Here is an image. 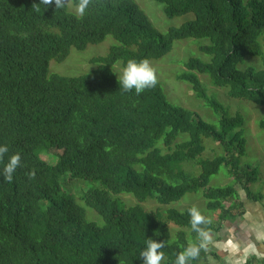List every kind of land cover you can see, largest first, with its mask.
Masks as SVG:
<instances>
[{"label":"trees","instance_id":"1","mask_svg":"<svg viewBox=\"0 0 264 264\" xmlns=\"http://www.w3.org/2000/svg\"><path fill=\"white\" fill-rule=\"evenodd\" d=\"M155 1L168 17L194 16L161 32L135 0H90L83 16L66 3L46 10L40 4L37 11L32 4L40 0H0V146L8 148L0 160V264H142L139 254L149 238L164 241L162 264H175L178 253L203 243L188 262L200 264L217 254L191 228L193 206L146 210L111 193L167 204L200 190L206 207L218 211L216 222L204 216L210 221L201 225L207 236L243 211L236 185L258 199L250 188L257 168L240 165L243 117L228 115L197 73H206L230 97L264 106V0ZM78 2L71 0L74 7ZM106 35L116 42L90 59L96 64L90 73H49L51 59L62 61L72 47L83 49ZM187 37L208 38L199 50L210 59L188 57L176 78L189 82L196 97L219 113L218 125L168 101L158 80L139 95L123 91L111 69L116 61L124 67L130 59L159 58L175 39ZM246 57L261 66L244 64ZM258 124L264 128V118ZM181 132L188 136L177 141ZM203 137L222 153L202 157ZM44 150L54 151L55 162L41 158ZM17 153L20 166L9 182L4 167ZM184 162L199 173L184 169ZM221 165L233 182L207 186ZM63 174L101 183L81 199L103 223L88 220L84 207L61 192ZM170 221L178 226L173 235Z\"/></svg>","mask_w":264,"mask_h":264},{"label":"rangeland","instance_id":"2","mask_svg":"<svg viewBox=\"0 0 264 264\" xmlns=\"http://www.w3.org/2000/svg\"><path fill=\"white\" fill-rule=\"evenodd\" d=\"M139 6L145 11L153 26L161 32H165L169 27L179 26L186 20L193 18V13L187 12L184 14L168 17L163 12V5L155 0H135ZM68 9L76 12V8L72 5L71 0H65ZM77 13V12H76ZM116 41L111 35L106 37L98 43H90L83 49H76L72 47L67 57L62 61L51 59L49 61V73H58L61 75L74 76L82 73H90L96 66L90 59L94 56L103 55L108 51L111 44ZM209 39L206 37L195 38L187 37L175 39L172 43L171 49L159 58L148 60L150 65L155 69L156 77L168 101L194 111L203 120L218 125L219 113L214 111L203 99L196 97L189 82L179 80L176 75L185 69L184 62L190 56L199 57L201 60L208 61L210 54L199 50L201 44H208ZM252 63L256 67L261 64L257 58L246 57L244 64ZM240 67L242 65H239ZM123 66L120 61H116L111 69L117 78L120 77ZM202 84L205 86L208 95L213 96L226 109L228 115L239 113L243 117V137L245 140V154L240 159V165L248 164L257 168L258 179L255 183L250 184L252 191L257 193L258 200L262 198L264 203V128L259 126V120L264 118V106L258 105L251 100L243 98L230 97L226 93V88L216 86L211 83L206 73H197ZM187 133L181 132L177 136V141L187 138ZM204 150L202 157H213L221 154V147L213 141L210 137H203ZM52 151V150H51ZM43 151L40 156L42 159L52 163L55 162L54 151ZM190 162H184L182 167L187 171H192L193 174L199 173V167L190 168ZM68 174H63L60 177L61 192L72 196L75 201L84 207L86 218L98 224L103 223L102 217L96 210L88 206L84 200L81 199L82 193L90 188H101L99 181L87 180L83 178L67 177ZM233 181L227 174L225 165H221L218 172L213 173L209 177L207 186L215 187L225 184H231ZM240 194H243L239 185H236ZM112 197H116L126 205L140 204L146 210L159 209L162 212L167 208L173 207L179 210L186 206L196 207L200 213L214 222L217 221L218 211L213 212L205 205V199L202 192H187L178 200L167 204L158 203L153 198H147L144 201L138 199L131 193H111ZM228 205V202H225ZM236 213V211L234 212ZM227 222V221H226ZM224 223V222H223ZM171 234L178 228L173 222H168ZM213 234V233H210ZM224 252L221 256L220 263L222 264H237L233 260L226 257ZM218 257V256H216ZM215 258V257H214ZM217 259V258H215ZM215 264V262L208 259L206 262L200 264ZM162 264V263H161ZM245 264V263H244Z\"/></svg>","mask_w":264,"mask_h":264},{"label":"clouds","instance_id":"3","mask_svg":"<svg viewBox=\"0 0 264 264\" xmlns=\"http://www.w3.org/2000/svg\"><path fill=\"white\" fill-rule=\"evenodd\" d=\"M55 5L54 9L64 7L65 0H40L39 3L32 4V7L37 11L40 10V4L45 6V10L50 5ZM90 0H79L76 4V12L83 16L85 10L87 9ZM120 85L122 90L127 92L135 89L136 94H140L145 89L155 87L157 83V77L155 69L150 65L147 59H142L139 62L130 59L127 61L126 65L122 68L120 77ZM8 152L7 146H0V160L3 159L5 153ZM20 155L14 154L9 157L7 164L4 167L5 178L11 182L12 174L18 166H20ZM31 177H34L35 173H29ZM188 214L190 216L191 228L202 238L206 240L208 238L207 232L201 227V225L207 224L210 221L200 213L196 207H191L188 209ZM203 243L199 247L190 244L184 251L177 254L175 264H188L192 259H195L200 252V248L203 247ZM165 247L164 241L154 240L149 238L146 241V247L140 252L139 258L142 260V264H161L164 259V253L160 251Z\"/></svg>","mask_w":264,"mask_h":264},{"label":"crops","instance_id":"4","mask_svg":"<svg viewBox=\"0 0 264 264\" xmlns=\"http://www.w3.org/2000/svg\"><path fill=\"white\" fill-rule=\"evenodd\" d=\"M240 199L243 211L236 212L206 239L207 249L215 251L218 256L217 259L209 257L215 264H222L224 252L233 263L244 264L252 259L256 264H264V203L262 198H248L244 194H240Z\"/></svg>","mask_w":264,"mask_h":264}]
</instances>
